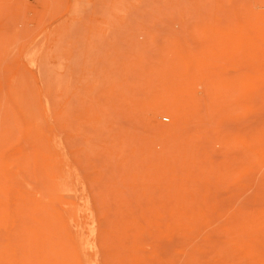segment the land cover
Masks as SVG:
<instances>
[{
	"label": "rangeland",
	"instance_id": "1",
	"mask_svg": "<svg viewBox=\"0 0 264 264\" xmlns=\"http://www.w3.org/2000/svg\"><path fill=\"white\" fill-rule=\"evenodd\" d=\"M87 260L264 264V0H0V264Z\"/></svg>",
	"mask_w": 264,
	"mask_h": 264
},
{
	"label": "bare ground",
	"instance_id": "2",
	"mask_svg": "<svg viewBox=\"0 0 264 264\" xmlns=\"http://www.w3.org/2000/svg\"><path fill=\"white\" fill-rule=\"evenodd\" d=\"M161 112V111H160ZM165 112V111H164ZM195 134V133H194ZM191 148V147H190ZM188 155V154H187ZM259 187V186H258ZM259 190H260V188H259ZM253 192V191H252ZM262 194V193H261ZM247 196V195H246ZM93 213V212H92ZM225 214V213H224ZM128 215V214H127ZM132 215H134V214H132ZM122 216V215H121ZM71 217V216H70ZM117 218V217H116ZM124 218V217H123ZM131 218V217H130ZM96 220V219H95ZM92 221V220H91ZM90 221V222H91ZM168 221V220H167ZM73 222V221H72ZM138 223V222H137ZM196 223V222H195ZM139 224V223H138ZM153 227V226H152ZM95 228V227H94ZM117 228V227H116ZM115 228V229H116ZM120 228V227H119ZM136 228H138V227H136ZM101 230V229H100ZM139 230V229H138ZM199 231V230H198ZM81 232H82V230H81ZM132 232V231H131ZM135 232V231H134ZM82 234V233H81ZM153 234V233H152ZM94 236H95V234H94V232H93V230H91L90 232H89V235H88V237H87V245H85V247L87 248V249H91L92 250V246L90 245V242H91V240L94 238ZM153 236V235H152ZM86 238V237H85ZM137 240V239H136ZM227 240V239H226ZM93 241V240H92ZM159 242V241H158ZM93 243V242H92ZM144 246V245H143ZM157 246V245H156ZM84 247V248H85ZM150 247V246H149ZM87 249H85V250H87ZM98 249V248H97ZM93 252V251H92ZM140 252H142V251H140ZM145 252V251H144ZM99 253V252H98ZM85 255V254H84ZM252 255V254H251ZM158 256V255H157ZM179 262H181V261H179ZM184 262V261H183ZM85 263V262H84ZM152 263V262H151ZM171 263V262H170ZM87 264H97V262H93V261H89V260H87Z\"/></svg>",
	"mask_w": 264,
	"mask_h": 264
}]
</instances>
